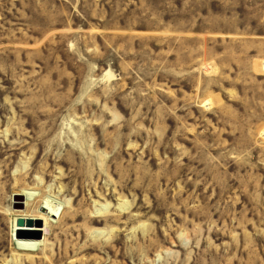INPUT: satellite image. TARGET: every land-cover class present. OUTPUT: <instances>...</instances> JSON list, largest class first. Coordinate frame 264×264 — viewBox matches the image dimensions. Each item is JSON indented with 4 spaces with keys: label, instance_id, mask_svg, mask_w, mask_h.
I'll list each match as a JSON object with an SVG mask.
<instances>
[{
    "label": "rangeland",
    "instance_id": "rangeland-1",
    "mask_svg": "<svg viewBox=\"0 0 264 264\" xmlns=\"http://www.w3.org/2000/svg\"><path fill=\"white\" fill-rule=\"evenodd\" d=\"M0 264H264V0H0Z\"/></svg>",
    "mask_w": 264,
    "mask_h": 264
},
{
    "label": "bare ground",
    "instance_id": "bare-ground-1",
    "mask_svg": "<svg viewBox=\"0 0 264 264\" xmlns=\"http://www.w3.org/2000/svg\"><path fill=\"white\" fill-rule=\"evenodd\" d=\"M263 63V62H262ZM19 218V217H18ZM22 218V217H21ZM27 219V218H26ZM26 219L25 218H23V220H24V222L22 223V224H16V222H15V220H14V224L16 225V226H32L33 225V220L31 219V218H29L30 220H31V224H27L26 223Z\"/></svg>",
    "mask_w": 264,
    "mask_h": 264
},
{
    "label": "water",
    "instance_id": "water-1",
    "mask_svg": "<svg viewBox=\"0 0 264 264\" xmlns=\"http://www.w3.org/2000/svg\"><path fill=\"white\" fill-rule=\"evenodd\" d=\"M24 222L23 218L19 217L16 219V224H22ZM27 224H31V220L29 218L26 219Z\"/></svg>",
    "mask_w": 264,
    "mask_h": 264
}]
</instances>
